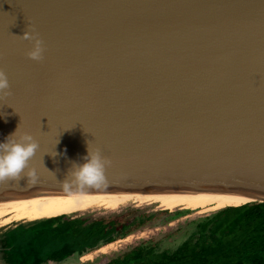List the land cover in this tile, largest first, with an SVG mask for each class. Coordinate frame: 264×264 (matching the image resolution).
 Instances as JSON below:
<instances>
[{"label": "water", "instance_id": "95a60500", "mask_svg": "<svg viewBox=\"0 0 264 264\" xmlns=\"http://www.w3.org/2000/svg\"><path fill=\"white\" fill-rule=\"evenodd\" d=\"M31 29L42 62L17 37ZM0 69V143L20 125L40 145L35 182H0V264L19 225L147 193L264 203V0H0ZM89 141L111 160L105 181L66 189Z\"/></svg>", "mask_w": 264, "mask_h": 264}, {"label": "trees", "instance_id": "16d2710c", "mask_svg": "<svg viewBox=\"0 0 264 264\" xmlns=\"http://www.w3.org/2000/svg\"><path fill=\"white\" fill-rule=\"evenodd\" d=\"M187 212L133 210L98 218L63 215L22 224L5 236V263L65 264ZM194 224L189 238L175 249H163L161 240H143L99 264H264V203L228 207Z\"/></svg>", "mask_w": 264, "mask_h": 264}, {"label": "clouds", "instance_id": "9594fccd", "mask_svg": "<svg viewBox=\"0 0 264 264\" xmlns=\"http://www.w3.org/2000/svg\"><path fill=\"white\" fill-rule=\"evenodd\" d=\"M17 37L22 40L34 42L32 49L27 53L30 60L36 62H42L44 60L46 48L43 40L39 37V33L35 29L26 30L23 36ZM12 94L8 76L4 70L0 69V98L9 97ZM19 128L20 125L16 132L6 139V142L0 143V182L20 179L26 169H30L28 176L33 182L37 179L36 170L30 168V166L40 145L27 132L19 135L17 138ZM90 142H88V155L84 157L85 163H72L71 168L68 170L65 180L62 182L66 189H71L73 186L79 189L99 186L105 181V173L107 168L111 166V160L103 156L100 149H96L95 151L90 150ZM56 155L57 153L55 151ZM51 156L55 157L53 155ZM51 173L56 176L54 172Z\"/></svg>", "mask_w": 264, "mask_h": 264}, {"label": "rangeland", "instance_id": "374dc122", "mask_svg": "<svg viewBox=\"0 0 264 264\" xmlns=\"http://www.w3.org/2000/svg\"><path fill=\"white\" fill-rule=\"evenodd\" d=\"M199 204L191 203L186 205H179L176 202L168 200H163L160 198H155L152 200H136L129 204L122 205L118 209H103L94 212L84 214L85 216H90L93 218L110 216L114 214L128 213L133 210H139L143 212H157L163 211L164 209H169L171 212L177 210L188 211L182 217L172 220L170 223L162 225L160 227H148L129 236L126 239H122L112 243L111 245H106L105 249L98 250L90 254L88 257L72 258L68 260L65 264H99L100 261H104L105 257L111 258L116 253L127 249V247L132 245H138L143 240L156 239L161 240V247L163 249H175L181 245L194 230L195 222L204 217L212 216L218 211L225 208H213V207H201ZM81 215V216H84ZM194 224V225H193ZM103 248V247H102Z\"/></svg>", "mask_w": 264, "mask_h": 264}, {"label": "bare ground", "instance_id": "6f19581e", "mask_svg": "<svg viewBox=\"0 0 264 264\" xmlns=\"http://www.w3.org/2000/svg\"><path fill=\"white\" fill-rule=\"evenodd\" d=\"M155 198H160L163 200L170 199L171 201L176 202L179 205L196 203L199 204L198 206L201 207H213L215 209L228 208L232 206L238 207L244 204L252 203V200L250 198L235 193H225V192L210 193V192L195 191V190L192 191L179 190V191H171L165 193H147L138 200H140L141 202L142 200L148 201ZM120 207L121 206H118L112 209H118ZM103 249H105V247Z\"/></svg>", "mask_w": 264, "mask_h": 264}, {"label": "snow or ice", "instance_id": "6c2138e0", "mask_svg": "<svg viewBox=\"0 0 264 264\" xmlns=\"http://www.w3.org/2000/svg\"><path fill=\"white\" fill-rule=\"evenodd\" d=\"M32 203H35V201H33Z\"/></svg>", "mask_w": 264, "mask_h": 264}]
</instances>
